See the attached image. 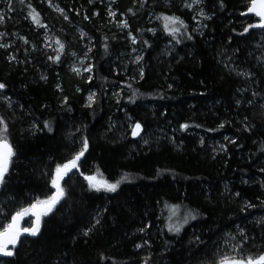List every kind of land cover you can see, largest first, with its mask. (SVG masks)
Returning <instances> with one entry per match:
<instances>
[{
	"label": "trees",
	"instance_id": "obj_1",
	"mask_svg": "<svg viewBox=\"0 0 264 264\" xmlns=\"http://www.w3.org/2000/svg\"><path fill=\"white\" fill-rule=\"evenodd\" d=\"M51 2L63 14L47 0L1 2L0 43L9 47L0 48V116L16 155L0 186V220L52 195L56 165L84 138L89 147L39 235L23 236L16 255L0 264H217L243 241L241 229L248 238L241 255L264 253V30L240 34L258 19L240 15L247 0H203L211 18L201 27L184 0H114L115 16L107 0ZM29 4L46 28L28 17ZM159 14L185 21L179 43ZM57 39L65 50L54 63L48 57L57 54ZM84 49L93 70L77 75L70 63ZM135 49L143 78L129 62ZM132 122L147 143L132 137ZM97 169L111 182L129 179L115 192H97L80 175ZM171 206H179L174 222L189 211L197 217L178 234L166 227Z\"/></svg>",
	"mask_w": 264,
	"mask_h": 264
},
{
	"label": "snow or ice",
	"instance_id": "obj_2",
	"mask_svg": "<svg viewBox=\"0 0 264 264\" xmlns=\"http://www.w3.org/2000/svg\"><path fill=\"white\" fill-rule=\"evenodd\" d=\"M21 3L24 2V0H20ZM51 3V0H49ZM248 6L246 8V11H243L240 13L241 16H248L252 15L256 18V22L254 23H248L244 28L243 31L240 33L241 35L248 33L251 29H264V0H247ZM9 3H11V0H9ZM203 3V0H184V7L188 8L189 10L196 9L197 15L199 17H202L203 19H210L211 17L207 16L206 13L203 11V8L200 7V5ZM30 11L28 12V17L31 18V21L38 27H47L44 25L41 21L40 14L31 7V4L28 5ZM11 10V9H10ZM61 14H63V10L59 9ZM131 12L132 10L129 9ZM109 15L115 16V12H110ZM197 15L193 16L194 20H197ZM87 18V17H86ZM65 19H67V16L65 15ZM157 20H161L163 23V30L172 37L173 40H175L177 43L180 42V39L178 37L184 36L187 33V24L183 19H181L179 16L176 15H165V14H159L156 17ZM4 22V15L0 13V24ZM197 23H199V20H197ZM122 28H128V22L127 20H124L120 25ZM150 31L155 32V29H150ZM5 35L4 33H0V37ZM81 35H84L83 33ZM131 42L133 44L137 43L136 37L132 36L131 33H129ZM188 39H191V36H187ZM25 43H27V40H25ZM146 43V42H145ZM55 44L57 45L56 49V55L49 56L48 59L52 60L54 63H58L61 59V55L64 53L65 50V44L57 39L55 41ZM9 47V45L0 43V48H6ZM105 49H107V46L105 45ZM11 59H15V57H11ZM143 59V57H138L137 62L139 60ZM83 63V62H81ZM91 66H85L83 68V71L91 73L92 72ZM73 71L77 74H81V69L79 67H74ZM239 75H249L248 73H238ZM141 78H143V71L140 72ZM89 81H91L92 77H88ZM129 88H131V85H127ZM6 87L5 84L0 83V90H3ZM135 94V93H134ZM253 95H256V93H253ZM88 107H91L92 104L95 102V93H92L88 96ZM251 103V101H249ZM9 106H11L9 104ZM45 127L49 128V131H51V128L47 122H45ZM189 127L188 124L182 125L183 129H187ZM220 127L223 128L224 124H220ZM143 131L142 125L140 123H135L131 130V135L133 137L140 136L141 132ZM147 141H145L146 143ZM232 143H235V141H231ZM89 147L87 138H84L82 140V146L78 152H76L70 159H68L63 164H57L54 172L51 177V187L55 189L52 195L48 196L45 199H35L31 204L27 206H21L19 207L10 217L7 222H4L3 220H0V258L2 257H13L16 255V250L18 245L21 243V238L25 235L27 236H38L41 231V224L42 219L45 216H48L50 213L53 212V210L56 208V206L60 203L61 200H63L66 196V190L62 184L64 181V178L68 176L70 172L73 170L80 171V161L84 157L85 153L87 152ZM223 147V146H221ZM16 153L13 148L12 143L9 139V125L8 121L3 117L0 116V186L4 185L6 182V177L9 174L10 168L13 164V158L15 157ZM80 175L83 176L84 180L87 181L88 187L91 190L94 191H107V192H115L118 190L120 185L127 181L129 178L127 174L122 176L120 179L116 180L115 182H110L107 178L103 176V173L100 172L99 169L96 170L95 173L86 175L83 172H80ZM246 207H254V205L246 204ZM165 207H170L168 205H165ZM179 206H171L170 215L167 217L169 223L166 225L169 232L172 233H180L181 229L185 224L188 223L189 219L195 220L196 214H193L191 211L187 212L183 216V222H174L173 218L177 216V212L175 209ZM5 215L4 209L0 207V216ZM27 218L28 219V225L26 227H22V222H24ZM99 223V219L96 221ZM91 231L89 229L84 233V235H88V233ZM140 231H144V229H141ZM240 235L244 237L243 241L237 242L236 244L230 245V252L224 253L221 255L220 259L218 260L217 264H264V253L259 254L258 256L253 257L252 255L248 256H242L241 255V249L243 248V244L247 241V236H245L243 230H240ZM231 239H235V237H231ZM145 244H147V241H145ZM144 245H136V247L139 249L143 247ZM103 259V257H102ZM148 259H144V264H148Z\"/></svg>",
	"mask_w": 264,
	"mask_h": 264
},
{
	"label": "rangeland",
	"instance_id": "obj_3",
	"mask_svg": "<svg viewBox=\"0 0 264 264\" xmlns=\"http://www.w3.org/2000/svg\"><path fill=\"white\" fill-rule=\"evenodd\" d=\"M114 0H107V3L109 4V6L107 7V11H108V14L110 13V12H114V10H113V7H112V4H111V2H113ZM1 2H2V0H0V13H2V14H4V9H3V7L1 6ZM47 2L54 8V9H56V10H58L59 8H58V6L55 4V3H53V2H49V0H47ZM201 7V6H200ZM202 8V7H201ZM195 12H196V15H197V10L196 9H193ZM109 16H111V15H109ZM203 18L202 17H199L198 15H197V20H199V26L198 27H201V25L203 24V20H202ZM197 20H194V22H196L197 23ZM124 21V20H123ZM123 21H121L120 23H122ZM50 43H51V41H50V36L49 35H47L46 36V44H47V46L48 47H50ZM83 47H85V45H83ZM89 49H84L81 53H74L73 54V59H72V61H71V63H70V70H71V72H73V73H76V72H74L73 71V68L74 67H79L80 69H81V74H77V75H83V74H86V73H88V72H85V71H83V68L85 67V66H91L92 67V65H91V60H90V58H89ZM138 57H143V54H141V53H139L136 49L135 50H132L131 51V54H130V57H129V62L131 63V65H133V67H132V71H133V73H134V71L136 70L137 72L138 71H140L141 69H142V60L143 59H141V60H139V62H137V58ZM81 62H83V63H81ZM135 68V69H134ZM89 74V73H88ZM133 125H134V123L132 122V123H129L128 124V129H130V130H132V127H133ZM139 141L142 143V144H145V141H148V134H142V135H140V137H139ZM147 143V142H146ZM74 171V170H73ZM72 171V172H73ZM96 172V171H95ZM94 172V173H95ZM71 173V172H70ZM111 182V181H110ZM107 192V191H106ZM44 218V217H43ZM43 220V219H42ZM22 227H26V226H24V224H23V222H22Z\"/></svg>",
	"mask_w": 264,
	"mask_h": 264
},
{
	"label": "water",
	"instance_id": "obj_4",
	"mask_svg": "<svg viewBox=\"0 0 264 264\" xmlns=\"http://www.w3.org/2000/svg\"><path fill=\"white\" fill-rule=\"evenodd\" d=\"M262 30H264V29H262ZM142 128H143V127H142ZM141 134H142V132H141ZM141 134H140V135H141ZM132 137H133V136H132ZM138 137H140V136H137V137H133V138H138ZM143 264H144V263H143Z\"/></svg>",
	"mask_w": 264,
	"mask_h": 264
},
{
	"label": "bare ground",
	"instance_id": "obj_5",
	"mask_svg": "<svg viewBox=\"0 0 264 264\" xmlns=\"http://www.w3.org/2000/svg\"><path fill=\"white\" fill-rule=\"evenodd\" d=\"M143 127V126H142ZM143 132V131H142Z\"/></svg>",
	"mask_w": 264,
	"mask_h": 264
}]
</instances>
